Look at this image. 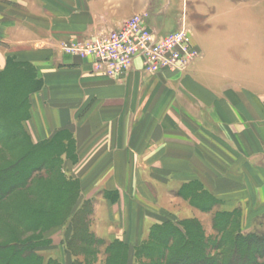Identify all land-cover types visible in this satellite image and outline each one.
Returning a JSON list of instances; mask_svg holds the SVG:
<instances>
[{
	"label": "crops",
	"instance_id": "0c3cea01",
	"mask_svg": "<svg viewBox=\"0 0 264 264\" xmlns=\"http://www.w3.org/2000/svg\"><path fill=\"white\" fill-rule=\"evenodd\" d=\"M3 3L0 70L12 56L31 63L39 83L23 128L34 145L61 142L63 173L78 182L82 201L102 193V239L147 238L191 182L219 201L213 211H264V75L253 71L254 58L264 67V31L256 39L255 31L200 32L204 58L187 72L149 76L136 63L118 81L56 46L94 36L99 19L118 27L155 0ZM219 5L201 0L198 8L215 16ZM183 202L184 220L201 219L202 210Z\"/></svg>",
	"mask_w": 264,
	"mask_h": 264
},
{
	"label": "rangeland",
	"instance_id": "374dc122",
	"mask_svg": "<svg viewBox=\"0 0 264 264\" xmlns=\"http://www.w3.org/2000/svg\"><path fill=\"white\" fill-rule=\"evenodd\" d=\"M204 1L210 2L211 0ZM199 2L201 0H155L156 4L151 11L136 13L133 17L121 22L118 27L115 25L111 27L112 29L108 28L106 24L110 22L105 20L106 22L99 23V19L95 31L104 30L110 34L121 29L125 22L137 18L144 19V27L153 29L152 31H161L166 34L186 31L193 41V48H196L198 54L201 52V57H195L187 70L194 63L202 60V57L204 58L203 51L198 44L200 32L255 31L254 38L256 39V33L264 31V0H217L220 7L218 6L219 14L215 16L211 15L209 10H200ZM4 6V3L0 4V7ZM2 18L4 15L0 17ZM76 42L80 40L72 38L61 42L56 48L63 53V45ZM254 54L257 57L260 53L255 51ZM16 59L12 56L8 57L5 68L0 70V264H22L19 259L27 253L28 249L34 252V258L38 264H107V245L116 243L127 246L128 259L123 264H138L139 262L149 264L150 262L144 258H138L137 251L149 242L154 226L170 224L173 228L184 231L182 226L184 221L196 220L204 234L205 244H208L207 241L212 244L218 241L222 234L214 228L213 218L219 212L234 215L233 221L225 228L224 236L229 230L235 235L240 232L244 236H258L264 233V211L254 208L251 213L243 211L242 208L234 211H226L224 208L213 211L220 205L219 203L203 210L202 220L199 218L184 220L182 217L187 207L183 200L188 201L191 207L199 206L206 209L208 208L207 196L214 199L211 194L203 191L198 182H191L175 193L178 197H172L171 202L174 204L169 207L170 209L167 208L168 211L163 210L164 213H158L159 223L151 227L147 238L143 235L137 239L135 237L133 243L119 239L115 241L102 239L96 233V226L98 227L97 224H99L96 218L98 210L96 204L100 201L102 193L82 201L79 191V195L75 198L73 194L70 195V190L62 186L64 179H71L63 173L61 157L58 156L60 158L51 160L45 157L43 152L38 154L30 151V142L22 131V119L27 115V104L23 100L35 88L37 74L31 63ZM257 60L258 58H254L255 66H258L253 68L255 78L264 75V67L260 63L257 65ZM136 63H140L143 71L140 60L134 63L133 69ZM187 70H165L154 76L166 72L185 73ZM16 132L20 135L14 137ZM57 148L58 146L51 147V152H57ZM26 151L32 154L24 155ZM108 195L111 199L115 198L112 194H104L106 197ZM73 204L74 207L71 208ZM79 221H84L89 230L88 233L93 234L96 240L97 238L101 240V242L96 241L98 245L93 242L92 246H86L80 242L78 245L81 251L71 249L77 233L75 228L77 224L78 227L80 226ZM219 222L218 220L216 222L218 227ZM192 231L194 232V229ZM263 248V245H260V250H264ZM122 250L123 248L114 246L112 264L114 260L116 261V256H122ZM222 251L224 248L219 251L213 250L211 256L221 255ZM196 256L198 255H194ZM242 257L244 258V254ZM123 261L120 259L119 264ZM253 262L264 264V255L257 253L254 249L251 250L244 263L252 264Z\"/></svg>",
	"mask_w": 264,
	"mask_h": 264
},
{
	"label": "trees",
	"instance_id": "16d2710c",
	"mask_svg": "<svg viewBox=\"0 0 264 264\" xmlns=\"http://www.w3.org/2000/svg\"><path fill=\"white\" fill-rule=\"evenodd\" d=\"M38 86L39 83L35 82V88L30 92L37 89ZM23 102L27 104V98L23 100ZM27 117L28 109L27 115L25 118L22 119V122ZM22 131L23 135H25V137H27L30 142L31 147L29 148L32 153L37 152L39 154L43 152L45 157H47L48 159L51 158V160L55 158L58 159L61 157L64 148H62V144L59 140H55L53 142L41 145H34L31 142L27 133L25 132L23 125ZM18 135L20 134L16 132L14 137H17ZM53 146H58V148L56 149L57 152H51L50 148ZM47 150L48 152L46 153ZM30 151L29 153L28 151H26L24 155L32 154ZM64 180V184L62 185L63 188L66 187L67 190H70V195L73 194L76 198V195H79L78 182L75 180ZM71 191H73V193ZM206 203L208 204V208L205 209L204 207V209H202L199 206L197 208L202 211L207 210L211 207L216 206L219 201L215 198L211 199V197L207 196ZM72 207H74V204L71 206V208ZM233 217V214L227 212H219L215 215V217L213 218L215 222L214 228L217 232H220L222 234H220L219 240L212 244H209V241H207L208 244H205L204 234L202 233L200 225L198 224V222H196V220L184 221L182 223L184 231L175 229L172 225L170 226V224H164L161 226L156 225L151 230L149 242L144 244L143 248L137 251V256L138 258H144L145 260L149 261V264H241V262L245 264L244 262L248 259L249 252L253 249L257 253H261V255H264V250H260V245H263L264 247V233L259 234L258 236H244L240 232H237V235H235L232 233L231 230H229L228 233L226 232L227 234L225 236L223 235L225 233V228L227 227V225L233 221ZM217 220L218 222L220 221L219 227L217 226L218 223L216 224ZM79 225L80 226L78 227L77 224V227L75 228L77 233L76 238L74 240L75 242H72L71 245V249L74 248L72 250L79 251L80 247L78 244L80 242L86 246H92L93 242L95 243V245H98V243L96 242L97 240L101 242V240H99L98 238L96 240L93 234L88 233L89 230L86 228V223L84 221H79ZM192 229H194V232L192 231ZM114 246L123 248L122 256H116V261L114 260V264H119L120 259L124 260L122 262L123 264L128 259V251L126 250L127 246L122 243L107 245V264H112L111 261L114 258L112 252ZM221 248H224V251L220 253L221 255L211 256V252L213 250L219 251ZM241 252L244 254V258L242 257L243 254L240 255ZM193 254L198 256L194 257ZM34 257V252L28 249L27 253H24V255L20 257L21 259H19V261L22 262V264H26V262H29V264H38L37 260ZM254 262L252 264H254ZM138 264L144 263L139 262Z\"/></svg>",
	"mask_w": 264,
	"mask_h": 264
},
{
	"label": "built area",
	"instance_id": "2783aa9c",
	"mask_svg": "<svg viewBox=\"0 0 264 264\" xmlns=\"http://www.w3.org/2000/svg\"><path fill=\"white\" fill-rule=\"evenodd\" d=\"M144 24L139 18L127 21L113 33L102 30L87 40L65 44L62 51L118 81L128 76L137 60L145 74L154 76L165 70H187L195 57H201L186 31L163 35Z\"/></svg>",
	"mask_w": 264,
	"mask_h": 264
}]
</instances>
